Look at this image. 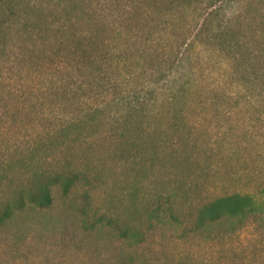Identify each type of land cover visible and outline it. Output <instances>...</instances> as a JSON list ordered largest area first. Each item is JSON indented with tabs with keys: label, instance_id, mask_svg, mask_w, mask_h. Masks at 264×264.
I'll return each mask as SVG.
<instances>
[{
	"label": "rangeland",
	"instance_id": "1",
	"mask_svg": "<svg viewBox=\"0 0 264 264\" xmlns=\"http://www.w3.org/2000/svg\"><path fill=\"white\" fill-rule=\"evenodd\" d=\"M219 6L224 8L219 18L208 22L213 28L229 18L238 19L230 24L235 28H264V0H232L215 8ZM212 9L188 8L178 15L177 27L157 13L145 15L135 31L137 37L128 43L157 55L159 59L151 63L154 68L162 60L161 47L170 49V36L182 34V26L189 27L190 36ZM25 10L22 5L16 11ZM108 12L103 18L108 28H97V38L116 36L117 17ZM33 23L48 36L43 19L35 18ZM88 27L76 20L71 31ZM124 34L132 33L125 28ZM5 40L10 46L29 42L14 33ZM93 41H97L95 50H101V40ZM68 44L54 40L38 44L39 53L30 58L34 62L23 63L22 76L17 73L18 53H10L13 68L5 70L3 86H24L31 103H0V197L13 200L36 177L63 171L67 164L86 176L66 195L54 188L50 208L27 207L11 219L1 230L0 264H193L184 261L192 255L197 264H218L222 259L232 264L241 251L236 237L208 240L217 226H203L193 233L185 230L193 226L203 204L264 187V119H257L264 110L229 106L218 99L206 101V106L170 105L162 91L148 116L128 122L113 100L137 96L152 82L150 65L132 56L131 66H146L136 72L131 69L132 80L125 72L119 75L117 68L95 78L93 74L103 66L86 58L64 63L59 73H51L48 65L55 62L49 53L76 51ZM198 59L199 82L213 88L222 81L220 66ZM37 60L40 70L34 69ZM199 95L205 100L204 93ZM143 148L149 153H141ZM120 150L122 159H118ZM247 245L244 240V248Z\"/></svg>",
	"mask_w": 264,
	"mask_h": 264
},
{
	"label": "trees",
	"instance_id": "2",
	"mask_svg": "<svg viewBox=\"0 0 264 264\" xmlns=\"http://www.w3.org/2000/svg\"><path fill=\"white\" fill-rule=\"evenodd\" d=\"M231 1L0 0V15L6 14L5 18L0 17V103H4L3 106H15V104L27 106V101L31 103L30 98L26 93H23L24 86H21L23 88L17 85L11 86V84L3 86L7 74L5 70L9 71L13 68L10 62V53H18L17 57L15 56V61L20 65L17 67V73L22 76L25 73L23 63L34 62L35 54L39 53L38 44L51 43V40H54L60 44L69 42L68 46L72 45L76 51H68L65 54H61L59 51L50 52L49 58L53 59L55 65L47 64V70L49 69L53 74L54 72L59 73L58 71L61 70L64 63L86 58L87 60L84 61H89L92 65L99 63L100 66H103L93 74L95 78L105 76L109 70L117 68L119 75L125 72L126 77L132 80L131 77L134 74L130 71L131 69L136 72L150 65L149 69L154 76L152 82L143 86L137 96L113 100L121 105L119 114L122 116L124 114L128 122L135 120L136 117L145 118L148 116L149 107L155 105L160 99L162 91L165 93V100L170 102V105L181 102L184 106H206V101L218 99L224 104L231 103L229 106L238 108L243 106L253 110L262 108L264 110V28L232 27L231 22L238 21L237 18L225 19L223 25L222 20L221 25L217 28L208 24L211 18H219L224 9L223 6L218 8L215 6L228 4ZM22 5L25 6V12L17 14V8ZM202 6L214 9L207 14L202 24L194 25L193 30L189 32L190 36H187L189 27L186 26L181 27L182 34L170 36V49L168 45L161 47L162 60L158 66L151 68L153 67L151 66L153 58L159 59L157 55L147 54L146 51L135 48L136 43H128L137 37L135 31L143 16L157 13L164 17L166 22L170 19V24L177 27L178 15L186 12L188 8L197 12ZM51 9L54 10L51 15H45V12ZM109 10L114 12L117 17L118 27H114L117 30L116 36L108 38L99 36L97 38L95 36L97 28L101 26L108 28L105 26L103 18L110 14ZM56 12L59 13L57 18L55 17ZM222 17L224 18V16ZM35 18L43 19L48 36L42 35V29L35 26L33 23ZM76 20L87 23L88 29L71 31ZM129 22H133V24H129ZM125 28L132 34L123 35ZM11 33L19 38L27 37L29 42L21 41V44L15 43L11 47L5 40ZM95 39L101 40V50L97 49L96 51L93 47L97 42L93 41ZM125 44L130 46H125ZM132 56L137 57L138 61H144L146 66H131ZM32 57L33 59H30ZM198 57H202L204 63L214 62L220 66L219 72L222 81H218L213 88L199 82L195 69L196 65L200 64ZM43 62L41 61V63ZM195 62L199 63L195 65ZM35 63L36 68L34 69L40 70L38 67L40 60ZM169 83L170 89L167 88ZM203 93L205 100L201 101L199 94ZM261 118L263 120L264 115L261 114L257 119L261 120ZM144 134L142 136H145ZM149 151V148L141 149L143 154H147ZM122 158L123 154L120 150L118 159ZM67 165L63 171L36 177L31 187L19 191L13 200H10L8 196L0 197V235L3 232L1 230L8 226L18 212L27 207L50 208L54 200L52 194L54 188L57 187L63 195H66L80 180V177L85 178L86 174ZM225 225L228 228H224ZM203 226H217L216 234L211 232L206 236L208 240L221 242V240L225 241L236 237L241 251L232 264H264V187L252 192H236L220 196L203 204L197 211L193 226L187 228L185 232L193 233ZM243 233H247V235L243 237ZM136 235L138 236L139 233L134 234V236ZM244 240L247 241V248H244ZM187 260L197 264L194 263L193 255L186 256L184 261ZM198 264H205V262ZM218 264H224L223 259L219 260Z\"/></svg>",
	"mask_w": 264,
	"mask_h": 264
}]
</instances>
